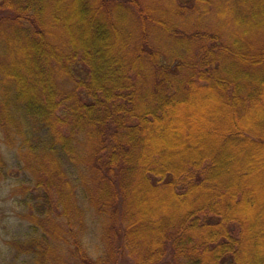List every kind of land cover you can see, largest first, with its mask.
<instances>
[{
    "label": "trees",
    "instance_id": "1",
    "mask_svg": "<svg viewBox=\"0 0 264 264\" xmlns=\"http://www.w3.org/2000/svg\"><path fill=\"white\" fill-rule=\"evenodd\" d=\"M263 33L264 0H0V182L15 159L32 232L12 246L264 264Z\"/></svg>",
    "mask_w": 264,
    "mask_h": 264
},
{
    "label": "rangeland",
    "instance_id": "2",
    "mask_svg": "<svg viewBox=\"0 0 264 264\" xmlns=\"http://www.w3.org/2000/svg\"><path fill=\"white\" fill-rule=\"evenodd\" d=\"M175 19L181 18L176 16ZM203 20H205L207 25H210V22L214 21V15L211 14L207 19L205 18ZM249 42L257 47L262 46L264 44V33L258 34L256 39H249ZM257 129L259 134H262L264 132V122L261 121V123H258ZM262 130L263 132H261ZM238 144L239 141L233 145V148L238 146ZM244 161L245 159L243 157L237 155L236 162L242 165ZM8 163L9 177L7 180L0 182V264H30L27 256L20 254V250L12 246L13 242L20 243L32 234L30 223L26 219L27 207L24 204L28 196L21 190L23 185L28 186L29 184L23 178L20 167L16 166L15 159ZM261 193H264V191H261ZM260 196L261 199L264 198V194H260ZM70 202L73 204V200H70ZM69 209H66V211ZM68 216L73 219L77 217L71 211L68 213ZM39 230L41 229L39 228ZM96 239H92L93 242H91V245H96ZM122 258L127 259L126 255H123Z\"/></svg>",
    "mask_w": 264,
    "mask_h": 264
}]
</instances>
